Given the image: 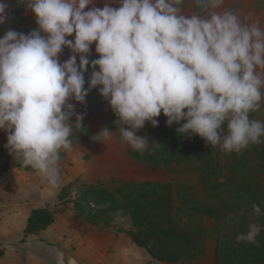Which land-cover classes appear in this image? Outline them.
Masks as SVG:
<instances>
[{"label": "clouds", "instance_id": "9594fccd", "mask_svg": "<svg viewBox=\"0 0 264 264\" xmlns=\"http://www.w3.org/2000/svg\"><path fill=\"white\" fill-rule=\"evenodd\" d=\"M193 2L203 14L185 13L184 0H119L116 8L106 0L87 11L94 0H18L38 28L0 38V130L9 155L59 188L60 153L72 148L73 126L83 129V114L73 122L68 101L84 103L98 86L119 117L122 142L135 151L149 146L136 133L146 122L158 126L161 113L178 133L222 152L260 143L264 122L250 113L264 100V28L218 10L224 0ZM7 8L0 0V25ZM93 43L99 58L85 88ZM65 47L73 55L61 63ZM113 133L104 127L92 139L107 145ZM112 215L114 223L123 219Z\"/></svg>", "mask_w": 264, "mask_h": 264}, {"label": "rangeland", "instance_id": "374dc122", "mask_svg": "<svg viewBox=\"0 0 264 264\" xmlns=\"http://www.w3.org/2000/svg\"><path fill=\"white\" fill-rule=\"evenodd\" d=\"M4 2L8 5L7 20L0 25V38L9 30L27 34L38 28L34 13L26 10V5L18 4V0ZM105 4L106 0H94L85 11L102 9ZM110 6L119 7V0ZM181 7L187 14H203L193 0H184ZM218 10H231L245 22L264 23L255 18V14H264V0H224ZM67 39L74 40V34ZM71 55L65 47L60 62ZM88 58L85 88L93 71L91 60L99 58L95 43ZM99 87L89 91L84 103L68 101L74 105L73 122L76 114H83V129L73 126L72 148L60 153L59 188L65 186L60 197L56 196L58 188L48 186L35 171L20 168L24 176L13 169V178L21 181L31 196L18 222L30 209L48 206L54 223L34 239L59 251L63 264H264V137L252 151L247 147L237 155L221 154L196 135L178 133L179 124L169 127L161 113L156 118L158 126L146 122L136 133L147 137L149 146L135 151L122 142L119 117L100 95ZM262 108L264 100L257 109L259 116L253 111L250 119L264 122V114L259 112ZM104 127L114 132L107 145L92 139ZM6 144L7 133L0 130V199L9 203L12 195L5 200L1 191L17 189V181L2 179L1 164L8 159L10 168H16L19 162L9 155ZM145 180L162 182L169 191L151 189L148 194L134 191L122 195L128 190H116L125 185L122 183ZM72 188L77 190V198L70 195ZM9 192L15 195L18 191ZM93 198L94 208L88 204ZM101 204L104 207H99ZM118 211L123 219L114 223L112 214ZM19 230L15 228L12 236L3 237L2 244L19 245L23 236ZM128 231L157 239L162 256L170 260L153 258L130 240L125 233Z\"/></svg>", "mask_w": 264, "mask_h": 264}, {"label": "crops", "instance_id": "0c3cea01", "mask_svg": "<svg viewBox=\"0 0 264 264\" xmlns=\"http://www.w3.org/2000/svg\"><path fill=\"white\" fill-rule=\"evenodd\" d=\"M255 18L264 21V14L263 13L255 14ZM261 27L264 28V23L263 26ZM259 112L261 114L260 116H262L264 114V109L262 108V110H259ZM254 115L256 117L259 116L257 114V110L254 111ZM20 168H24L27 171H34V170H29L26 167L19 166V164H17L16 168H10L9 171L6 172L8 174L6 175L5 173L2 179L5 181H9V180L11 181V179H13V182L17 181L15 180V178H13V174H14L13 169L17 170V173H19L18 175H24V176L26 175L25 173L20 172L19 170ZM33 180L34 178L30 177L31 184L34 183ZM16 183L17 184L15 183L14 184L15 186L17 185V189H15V187L13 189L11 187H8L6 192L1 191L2 192L1 195L2 197H5V200H7V196L11 197L12 195V197L10 198L12 202L9 199H8L9 203L0 199V201L2 202L1 205H3L4 207L3 210L5 211V216L3 217L4 220L0 222V252H1L0 264H54V260L57 261V264H63L62 263L63 257L62 256L60 257V255L58 254L60 253L59 251H57L53 246L49 245L47 242L34 239L35 235H37L40 231H45V229L40 230L37 233L30 234L27 237L24 236V230L32 211L39 207H44V208H49V207L41 206V205L34 208L29 207L32 209H30L29 212L27 211V213L25 214V219L21 217V221L18 222V219H20L19 216H23L22 214L23 211L24 210L26 211L25 207L29 206V202H27V200H29L31 196L27 195L29 193L26 191V189H23L24 187L22 186L24 184L21 181L20 182L17 181ZM19 186L21 187L20 190H18ZM64 189L65 186L62 188H58L57 189L58 191L56 192V196L60 197V194L63 193ZM9 190L10 191L17 190L18 192L15 195H13L9 192ZM17 223H20L21 226H18L19 224ZM15 228H20V230L17 233L21 232L23 234L22 238L21 239L19 238L18 240V242L21 243L15 246H11L10 244L3 245L2 238L3 237L5 238L7 236H12L15 233L14 232Z\"/></svg>", "mask_w": 264, "mask_h": 264}, {"label": "trees", "instance_id": "16d2710c", "mask_svg": "<svg viewBox=\"0 0 264 264\" xmlns=\"http://www.w3.org/2000/svg\"><path fill=\"white\" fill-rule=\"evenodd\" d=\"M198 138L199 136L196 135ZM201 138V137H200ZM255 144H250L248 146V149L252 151L253 147ZM19 166L20 163H19ZM10 161L8 159H5L3 161V163L1 164V173L5 174L6 172L9 171L10 169ZM29 170H33L29 167H26ZM125 184L123 187H118L116 190L119 192H123V190H128V192H125L122 195H126V194H132L134 193V191L137 192H143L144 194H148L151 189H155V190H160L161 191H169V187H167L166 184L159 182V181H153V180H145V181H129L126 183H122ZM121 184V185H122ZM64 193V191H63ZM61 193L60 196L63 194ZM93 200L95 201V199L93 198ZM96 202V201H95ZM54 215L53 212L48 209V208H44V207H39L36 208L32 211L27 225L25 227L24 230V236L27 237L30 234H34L39 232L40 230L46 229L48 226L52 225L54 223ZM133 242H135L138 246L146 249V251L155 259H162L165 261H169V257H167V255L162 256V253L160 251V249H158L157 244H159L157 239H154L153 237L150 236H143L139 233L133 232V231H128L125 232ZM1 255V252H0Z\"/></svg>", "mask_w": 264, "mask_h": 264}, {"label": "built area", "instance_id": "2783aa9c", "mask_svg": "<svg viewBox=\"0 0 264 264\" xmlns=\"http://www.w3.org/2000/svg\"><path fill=\"white\" fill-rule=\"evenodd\" d=\"M213 148V147H212ZM215 151H217L218 153H221V154H234V155H237V154H240L241 153V151L239 152V153H237V152H231V153H226V152H222L218 147H215V148H213ZM70 195L72 196V197H74V198H77L79 195H78V193H77V190L76 189H74V188H72L71 190H70ZM78 195V196H77ZM2 204V202L0 201V222L2 221V220H4L3 219V217L5 216V211L3 210V205H1ZM88 204L90 205V207H93V205H96V202L93 200V199H90L89 201H88ZM94 208V207H93Z\"/></svg>", "mask_w": 264, "mask_h": 264}]
</instances>
